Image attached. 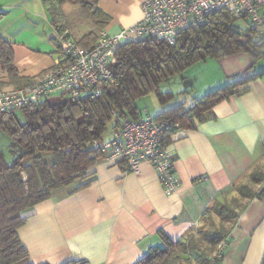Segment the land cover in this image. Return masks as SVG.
<instances>
[{
    "label": "crops",
    "instance_id": "1",
    "mask_svg": "<svg viewBox=\"0 0 264 264\" xmlns=\"http://www.w3.org/2000/svg\"><path fill=\"white\" fill-rule=\"evenodd\" d=\"M142 1L98 0L110 17L103 29L116 33L138 21ZM47 4L43 0H0L4 12L0 36L12 47V63L19 77L33 80L54 65L59 50L56 31L67 27L52 19ZM259 11L264 14L263 7ZM212 59L214 78L201 89L198 99L264 68V63L259 64L262 59L253 62L245 53ZM2 73L0 84L15 87ZM235 89L238 93L214 105L203 121L194 119L191 128L178 125L171 134L165 147L174 158L179 182L175 192L164 190L149 162L128 169L124 160L98 159L86 172L87 187L69 193L77 180L57 188L23 214L27 219L18 235L28 256L14 264H61L72 259H85L87 264H133L151 247L163 245L160 233L182 239L197 227L196 221L203 220L214 200L237 197L236 185L248 184L251 171L264 167V76L244 80ZM195 93L172 92L175 101L168 106L184 104L187 108L197 100ZM111 133L112 129L108 137ZM263 215L264 196L249 200L238 212L220 264H241Z\"/></svg>",
    "mask_w": 264,
    "mask_h": 264
},
{
    "label": "trees",
    "instance_id": "2",
    "mask_svg": "<svg viewBox=\"0 0 264 264\" xmlns=\"http://www.w3.org/2000/svg\"><path fill=\"white\" fill-rule=\"evenodd\" d=\"M43 2L79 5L83 16L94 26L81 38L79 44L84 47L95 42L98 32L110 20L98 6V0ZM257 6L264 8V2H257ZM3 16L4 12L0 11V20ZM52 19L60 22L54 16ZM236 20H242V25L236 26ZM247 23L245 18H236L226 9H218L208 14L204 21L180 31L174 44L151 37L123 42L111 68L112 77L101 83L99 95L86 93L72 98L57 93L41 103L0 112V129L10 137L7 145L10 160L0 149V264H14L28 256L18 235V229L27 219L23 215L26 211L48 199L57 188L79 180L69 192L74 193L89 185L87 170L98 159H104L94 143L104 141L102 134L108 127L113 131L119 117L136 119L143 113L137 102L150 92H156L161 104L173 97L172 92L159 91L162 81L207 57L245 53L253 62L264 59V28L251 29ZM60 29L67 28L57 30ZM12 57L10 43L0 36L1 70L16 86L31 81L18 76ZM257 76H264V68L242 80L208 91L187 108L178 104L153 116L177 124L164 133L162 145L169 144L178 125L191 128L194 119L203 121L214 105L238 93L235 89L238 84ZM47 154L52 155L50 163L44 158ZM118 160L126 162L123 158ZM249 178L248 184L236 185L237 197L228 201L214 200L201 225L184 238L172 240L160 233L163 245L151 247L133 264H209L218 244L236 223L238 212L249 200L264 196V168H254ZM61 264H87V261L72 259ZM261 264H264V257Z\"/></svg>",
    "mask_w": 264,
    "mask_h": 264
},
{
    "label": "built area",
    "instance_id": "3",
    "mask_svg": "<svg viewBox=\"0 0 264 264\" xmlns=\"http://www.w3.org/2000/svg\"><path fill=\"white\" fill-rule=\"evenodd\" d=\"M218 9H226L236 18H245L251 29L264 28V14L259 11L257 0H143L138 21L116 33L101 29L88 47L73 41L67 29L57 30L59 50L53 67L26 84L0 89V112L41 103L55 93L72 98L86 93L99 95L101 83L112 77L111 68L123 42L151 37L174 44L180 31L204 21ZM176 126L147 112L136 119L119 117L110 138L95 142L94 147L108 161L125 159L130 169L141 161L151 163L164 190L175 192L179 182L174 158L162 145V138ZM228 236L229 233L218 244L209 264H217L221 259Z\"/></svg>",
    "mask_w": 264,
    "mask_h": 264
},
{
    "label": "rangeland",
    "instance_id": "4",
    "mask_svg": "<svg viewBox=\"0 0 264 264\" xmlns=\"http://www.w3.org/2000/svg\"><path fill=\"white\" fill-rule=\"evenodd\" d=\"M49 6H51V8ZM47 7L51 9L50 10L47 8V11L52 17L54 16L56 19H59V21L64 26L69 28V30L71 31L70 38L77 43L81 44V38L84 32H87L89 31V29L94 28L91 21L83 16L79 5L71 4L68 2L63 4L56 3L49 5L48 2ZM235 25L241 26V20H236ZM213 62H215V60L210 57L195 61L194 63L188 65L180 71L170 75L166 80L162 81L159 84V91H171L174 93V95H178L179 91H182V89H186L187 92H196L195 97L196 99H198L199 95H201V89L206 86V83L210 82L212 78H214L215 72L212 73V71L210 70L211 64L213 67ZM263 63V59L259 61V64ZM216 66L217 65L215 63L214 68H217ZM3 76H5L4 73L0 75V78H2ZM9 86H6L5 82L3 81L0 84L1 89ZM174 101L175 100L172 99L168 100L164 104L165 107H167L168 105H172ZM137 105L138 108L141 109V111L147 112L150 115H156L158 111L162 110V108L164 107V105H161V103L159 102L156 92H150L142 97L137 102ZM109 131L110 128L108 127V129H106V131L102 134L103 137H106L103 138L104 141L108 140ZM9 141V135L5 131L0 129V149H3L5 151V157L7 160H10V155L7 151V145ZM44 158L48 163L52 161L51 154L45 155ZM196 222L194 223L195 227L201 225L202 223V221H200L196 225Z\"/></svg>",
    "mask_w": 264,
    "mask_h": 264
},
{
    "label": "water",
    "instance_id": "5",
    "mask_svg": "<svg viewBox=\"0 0 264 264\" xmlns=\"http://www.w3.org/2000/svg\"><path fill=\"white\" fill-rule=\"evenodd\" d=\"M264 257V215L253 229L241 264H261Z\"/></svg>",
    "mask_w": 264,
    "mask_h": 264
}]
</instances>
